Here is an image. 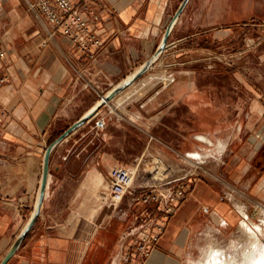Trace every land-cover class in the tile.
I'll return each mask as SVG.
<instances>
[{
    "label": "crops",
    "instance_id": "0c3cea01",
    "mask_svg": "<svg viewBox=\"0 0 264 264\" xmlns=\"http://www.w3.org/2000/svg\"><path fill=\"white\" fill-rule=\"evenodd\" d=\"M28 1L0 0V105L7 111L0 122V251L17 237L12 223L33 209L47 144L99 101L97 92L105 95L152 56L181 2L101 0L105 8H97L93 28L104 44L90 60L60 34L47 40ZM256 28L264 31V0H190L156 64L112 99L122 116L101 108L53 149L38 220L45 200L59 196L53 183L63 179L98 173L109 201V174L119 165L135 172L122 203L137 204L134 196L154 184L134 185L135 177L153 158L183 167L191 189L149 256L135 264H189L210 226L237 224L238 205L245 212L256 203L264 207V33L256 38ZM250 37L254 44L244 45ZM213 43L231 45L240 57L232 65L209 61L220 48ZM100 115L105 127L95 131ZM194 154L201 155V168L193 176L186 169L198 162ZM104 194L91 190L84 198ZM81 196L77 190L71 198ZM152 206L143 211L145 221L159 214ZM80 215L70 211L54 235L45 231L29 245L26 237L7 264H124L130 244L124 235L138 225L128 228L126 219L110 216L84 240L72 224Z\"/></svg>",
    "mask_w": 264,
    "mask_h": 264
},
{
    "label": "built area",
    "instance_id": "2783aa9c",
    "mask_svg": "<svg viewBox=\"0 0 264 264\" xmlns=\"http://www.w3.org/2000/svg\"><path fill=\"white\" fill-rule=\"evenodd\" d=\"M97 8H105L101 0H33L27 2V10L39 22L40 27L46 34L47 40L51 41L55 35L60 34L72 43L82 54L90 60H94L100 53L104 42L97 36L93 28V21L98 19ZM1 55V54H0ZM77 78L81 73L76 71ZM0 81H4L3 78ZM86 86H90L86 83ZM98 100L103 101V107L108 114H114L111 101L104 100V94L97 92ZM7 111L0 105V122L5 118ZM98 115V113L96 114ZM105 127V117L97 118L92 126L93 130L101 131ZM150 171L161 172L162 179L148 189L141 190L134 196L136 203L156 204L159 214L157 217L141 222L132 227L124 235L130 241L127 251L122 254L121 261L124 264H135L136 260L146 259L152 247L157 244L159 236L164 229L169 217L173 214L174 206L191 189V175H185L178 179L167 180L171 169L160 158L149 161ZM146 167H149L146 164ZM135 172L125 166L114 167L108 179V195L110 204L119 206L127 194L131 193ZM255 205L254 209H259ZM242 216V215H241ZM245 219L244 216H242ZM154 220V225L149 224Z\"/></svg>",
    "mask_w": 264,
    "mask_h": 264
},
{
    "label": "rangeland",
    "instance_id": "374dc122",
    "mask_svg": "<svg viewBox=\"0 0 264 264\" xmlns=\"http://www.w3.org/2000/svg\"><path fill=\"white\" fill-rule=\"evenodd\" d=\"M181 0H179L180 2ZM177 2V3H179ZM256 38L261 37L262 28H256ZM253 37V36H252ZM245 39L244 45H252L254 44V41L251 39ZM229 41V39L225 40ZM212 42L209 43V46H211ZM255 44H257V41H255ZM219 48L217 51H215L216 54H211L209 57H217L213 58L209 61L215 62L218 61L216 59H221V61H224L227 65H232V61H237V54H234V52H230V46L231 45H223L226 49H222L221 45H217L213 43V47ZM178 46L177 48H179ZM229 48V49H228ZM247 48V46H245ZM242 50V47H241ZM229 52V54H225ZM221 54H225V58L221 56ZM235 56H231V55ZM114 114L117 117H121L122 115L120 112L114 108ZM58 138V137H55ZM54 139H51V141L47 144V146L53 141ZM198 160V162H194L192 160V166L189 169H186L190 171V173L194 176L195 174H198L200 172V162H201V155L194 154ZM193 159V158H192ZM149 167H143L138 175H136L135 184L134 185H152L157 184L159 179H162V175L157 173L154 176V173L150 171V163L148 161L147 163ZM164 168V167H163ZM162 168V170H163ZM171 172L167 180L172 181L175 179H178L183 176L182 170L183 167L179 168H170ZM161 170V169H159ZM54 189L57 190L59 193V196L56 198H51L45 200L44 204V215L42 219L38 220L35 225L33 226L31 232L27 236V244H31L33 240L40 238L41 234H45V231L48 232V234L54 235L55 230L57 227L61 224H65L68 218V213L72 210H77L81 213L80 216H77L72 222V224L76 225L75 234L79 236L80 239L87 240L92 237L94 234L95 229L99 226H104L108 221L109 217H112V221L116 222L118 219L123 217L127 220L128 228L134 223V225H139L141 222H144L146 220V217H148V213H145V216L143 214L144 210H148L150 208L155 207L152 206L153 204H133L129 205L128 199L124 201L120 207H115L109 203L107 199H104V196H107V187L103 184L102 178L98 173H91L89 176H86L84 178L80 179H63L62 181L53 183ZM79 190L81 192V198L77 200H73L71 197H73V194ZM94 192L95 194L98 191H104L105 194L101 195V197L97 196V198L90 196V199H85L84 195L88 192ZM71 192V193H70ZM67 193V195H65ZM34 202V201H33ZM255 205H258L256 203ZM149 206L150 208H148ZM239 206V205H238ZM31 209H28V212L24 215H21V223L18 224L17 221L13 222L10 229L16 228L14 231V236H17L19 233L20 228H22L23 224L26 222L27 218L29 217V214L31 212ZM125 211L126 215L122 216V212ZM148 212V211H147ZM248 219H245V221L248 224H254V225H264V207H259V209H253L249 212H246ZM261 214V215H260ZM243 221V217L240 214V218L238 219L237 224L234 226L228 228V229H221L218 227H212L210 226L205 232L202 233L200 238V250L195 255L194 259L190 261L189 264H200L201 259L204 255L205 250L208 248L209 244L219 245L222 246L224 244H228L231 241H234L239 236V223ZM248 220V221H247ZM44 231V232H43ZM11 233V232H10ZM69 233V232H67ZM99 233H101V230H99ZM210 234V235H209ZM52 238V237H51ZM14 240V237H10L7 245L0 251V259L3 257V255L8 251L9 246L12 244V241ZM3 241H0V244H2ZM21 249V248H20Z\"/></svg>",
    "mask_w": 264,
    "mask_h": 264
},
{
    "label": "water",
    "instance_id": "95a60500",
    "mask_svg": "<svg viewBox=\"0 0 264 264\" xmlns=\"http://www.w3.org/2000/svg\"><path fill=\"white\" fill-rule=\"evenodd\" d=\"M190 0H181L179 5L177 6L173 16L171 17L169 23L164 29L160 42L152 54V56L142 63L139 67H137L133 72H131L126 78L120 81L117 85H115L111 90H109L104 95L105 101H110L115 98L118 94L127 89L130 85H132L136 80H138L141 76H143L151 67H153L156 62L159 60L160 56L164 52L167 46L168 38L171 35L175 25L177 24L181 14L183 13L185 7L187 6ZM103 107V101L99 100L89 111H87L82 117H80L75 123H73L70 127H68L58 138L53 140L44 150L43 158H42V168H41V177L38 185L37 195L35 199V203L29 218L26 223L22 227L21 231L15 238L14 242L8 249L7 253L0 261V264H7L8 261L16 254L21 245L23 244L25 238L33 228L34 224L37 222L43 199L45 194V189L47 185L48 179V171H49V159L53 149L62 142L65 138H67L70 134L75 132L77 129L82 127L85 123H87L90 119L94 117V115Z\"/></svg>",
    "mask_w": 264,
    "mask_h": 264
},
{
    "label": "bare ground",
    "instance_id": "6f19581e",
    "mask_svg": "<svg viewBox=\"0 0 264 264\" xmlns=\"http://www.w3.org/2000/svg\"><path fill=\"white\" fill-rule=\"evenodd\" d=\"M162 168H159L160 175ZM238 208L240 214L248 219L244 209ZM245 219L240 220L238 238L222 246L209 244L200 264H264V225L248 224Z\"/></svg>",
    "mask_w": 264,
    "mask_h": 264
}]
</instances>
